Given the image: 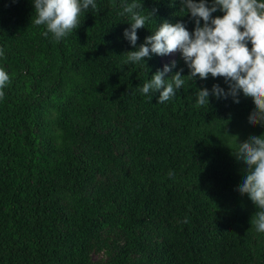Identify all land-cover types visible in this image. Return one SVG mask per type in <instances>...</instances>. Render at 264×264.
<instances>
[{
    "label": "trees",
    "instance_id": "16d2710c",
    "mask_svg": "<svg viewBox=\"0 0 264 264\" xmlns=\"http://www.w3.org/2000/svg\"><path fill=\"white\" fill-rule=\"evenodd\" d=\"M131 2L96 0L56 42L32 23L33 0H0V67L10 76L0 99V264H264V233L250 222L259 209L237 191L247 173L238 144L264 134L249 122L253 100L210 95L196 107L198 90L228 91L210 74L164 103L159 90L142 95L172 61L165 79L190 69L179 52L165 64L156 54L125 63L126 53L164 21L190 33L195 21L182 0H139L145 15L157 11L134 48L121 15Z\"/></svg>",
    "mask_w": 264,
    "mask_h": 264
},
{
    "label": "clouds",
    "instance_id": "9594fccd",
    "mask_svg": "<svg viewBox=\"0 0 264 264\" xmlns=\"http://www.w3.org/2000/svg\"><path fill=\"white\" fill-rule=\"evenodd\" d=\"M182 2L181 11L186 8L195 21L194 31L190 33L184 23L164 21L137 50L126 53L125 63L144 64V58L150 59V54L163 56L179 52L190 73L182 76L181 69L170 79H165V74L176 66L172 61L171 66L165 65L162 71L157 70L144 82L141 94L151 99V94L159 90L157 103H164L176 95L186 80L191 81L197 76L204 80L209 74L213 78L223 77L229 85L228 91L218 84L213 85L211 93L207 88L200 89L196 93V107L209 105L210 95L217 99L231 96L234 103H239L242 92L255 104V110L249 116L250 124L264 126V0H212L211 6L207 0ZM33 3L35 19L32 23L44 26L46 30L42 34L45 37L51 34L56 42L81 25L80 17L90 6L93 10L98 7L96 0H33ZM122 7L121 15L126 13L131 17L130 28L125 29L124 37L135 48L137 29L145 27L157 10L147 11L145 15L139 0L122 3ZM218 10L223 15L213 17ZM2 56L4 51L0 48ZM9 83V74L0 67V99ZM235 155L247 166L246 176L237 191L241 195L247 194L259 209L250 222L257 232L264 233V134L253 135L239 143ZM173 175L169 172L170 177ZM184 222L187 223V219Z\"/></svg>",
    "mask_w": 264,
    "mask_h": 264
},
{
    "label": "rangeland",
    "instance_id": "374dc122",
    "mask_svg": "<svg viewBox=\"0 0 264 264\" xmlns=\"http://www.w3.org/2000/svg\"><path fill=\"white\" fill-rule=\"evenodd\" d=\"M173 55H174V53L168 54V55H163V56L160 55V59H161L162 63L165 64L167 61H169L173 58Z\"/></svg>",
    "mask_w": 264,
    "mask_h": 264
}]
</instances>
